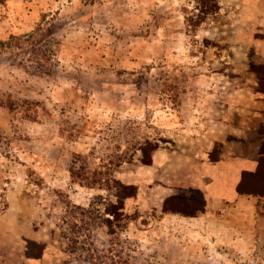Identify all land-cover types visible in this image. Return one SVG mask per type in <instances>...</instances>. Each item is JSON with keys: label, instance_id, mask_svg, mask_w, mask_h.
Returning a JSON list of instances; mask_svg holds the SVG:
<instances>
[{"label": "rangeland", "instance_id": "obj_1", "mask_svg": "<svg viewBox=\"0 0 264 264\" xmlns=\"http://www.w3.org/2000/svg\"><path fill=\"white\" fill-rule=\"evenodd\" d=\"M237 2L220 0L194 32L198 0H0V43L45 20L58 66L43 74L0 50V216L44 228L61 264H264V137L260 174L242 186L263 195L237 187L243 203L188 221L142 210L137 186L127 220L105 212L111 180L148 166L142 148L200 146L209 131L239 141L221 123L264 111V35ZM248 117L259 125L261 113ZM177 196L189 211L204 201Z\"/></svg>", "mask_w": 264, "mask_h": 264}, {"label": "crops", "instance_id": "obj_2", "mask_svg": "<svg viewBox=\"0 0 264 264\" xmlns=\"http://www.w3.org/2000/svg\"><path fill=\"white\" fill-rule=\"evenodd\" d=\"M238 3L244 18L259 24L264 35V0H238ZM262 102L264 105V100ZM258 109L262 110L260 106L247 109L237 127L231 120L221 123L229 127V130L233 128L231 131L238 129L242 133L239 141H230L220 136L218 131H209L205 134L204 144L200 146L156 150L151 165L139 168L131 175L123 174L121 180L140 187L142 210L153 205L163 206L164 201L176 196L179 189L199 191L211 213L216 207L243 203L242 195L237 194L238 180L244 173L255 170L261 154L260 145L256 141L264 137V130H260V124L264 127V111L258 113ZM256 112L261 113L259 125L250 123L248 119L249 114L252 118ZM218 142L222 144L219 155L213 158L214 146ZM147 185L146 193L144 187ZM145 196L150 198L148 203ZM183 219L193 221L203 217L185 216ZM30 241L44 243L43 251L36 256L30 255ZM49 242V235L44 228L30 231L27 222H9L0 216V264H61L59 255L49 252Z\"/></svg>", "mask_w": 264, "mask_h": 264}, {"label": "trees", "instance_id": "obj_3", "mask_svg": "<svg viewBox=\"0 0 264 264\" xmlns=\"http://www.w3.org/2000/svg\"><path fill=\"white\" fill-rule=\"evenodd\" d=\"M198 5L200 6V11L198 15L195 16H188L186 17L187 23H190V27L194 30L207 20L209 16H212L218 13L221 9L220 0H198ZM47 22L43 20L39 23L36 28L28 33L21 36H11L10 39L6 42L0 43V50H9L12 53L11 60L20 59L19 64H23V62H31L36 63L38 65L39 70L37 72L45 73L49 75L50 67L57 66L53 62L52 58V50H53V42H56V39L53 41H49L48 37L52 31L46 29L45 24ZM52 25V24H51ZM45 63V64H44ZM58 67V66H57ZM262 87V91L264 92V87L260 83ZM148 151L147 148H142L143 153V160L142 162L146 165H151L153 153L158 150V144L153 145ZM151 152V154H149ZM264 161V159H263ZM264 163V162H263ZM254 172H246L244 173L243 179L238 185V192L240 194H260L259 192H253L251 190L246 191L242 188L244 185V180L247 177H258L260 173ZM113 185L115 186V194L116 203L111 201H107L105 212L106 214H110L113 216L114 220L123 219L127 220L128 216L125 214V206L126 201L129 199H135L138 195V188L135 185H129L123 183L120 179L111 180ZM92 183H96V180H92ZM204 200V199H203ZM194 201L191 199L181 198L180 196H173L167 198L164 203L162 210L164 213H171V214H180L186 217H195L198 214H202L205 212L206 203L205 200L202 204L195 208L193 211H189L190 207H192ZM105 223L108 225L112 224V220L110 218L105 219ZM32 243V244H31ZM42 246L41 251L36 252L35 248L31 247L32 245ZM44 243L38 242H29L28 251L30 255L36 256L43 251Z\"/></svg>", "mask_w": 264, "mask_h": 264}]
</instances>
